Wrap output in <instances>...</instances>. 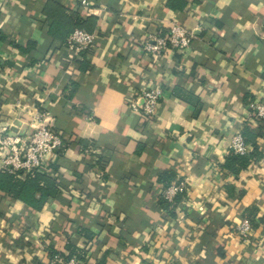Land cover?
Here are the masks:
<instances>
[{"label": "crops", "instance_id": "1", "mask_svg": "<svg viewBox=\"0 0 264 264\" xmlns=\"http://www.w3.org/2000/svg\"><path fill=\"white\" fill-rule=\"evenodd\" d=\"M46 1L0 0V122L28 131L35 114L50 115L65 143L50 158L61 186L39 212L0 195V264H48L49 250L66 256L67 243L87 246L77 229L95 223L102 228L84 264L104 254L106 264H264L262 226L249 242L234 230L248 206L264 212V157L238 178L218 166L233 131L259 125L248 105L264 103V0H187L180 14L167 0H86L87 10L58 0L97 17L86 72L80 53L46 38ZM171 21L195 30L188 49L146 55L147 36H164ZM28 41L35 52L14 48ZM71 81L79 86L67 99ZM150 82L165 91L152 120L127 106ZM258 143L264 150V135ZM162 172L187 183L172 219L156 206ZM226 185L243 197H229Z\"/></svg>", "mask_w": 264, "mask_h": 264}, {"label": "trees", "instance_id": "2", "mask_svg": "<svg viewBox=\"0 0 264 264\" xmlns=\"http://www.w3.org/2000/svg\"><path fill=\"white\" fill-rule=\"evenodd\" d=\"M186 5L187 0H167L165 3L168 10L177 14H180ZM41 15L47 23L45 36L53 44L58 43L61 45L65 43L76 30L93 33L97 28V17L95 15L81 14L78 10L64 6L58 0H47L42 7ZM217 26H220V24H217ZM4 41H7V36L2 30H0V42ZM24 46L17 43L14 44V48L19 52H22L24 55L35 52L37 48L36 43L31 41H28ZM77 63L79 65L78 71L86 72L91 68V65L88 63L87 51L80 53ZM78 86L79 84L76 81H71L69 83L70 91L66 97L67 99H72L74 97ZM152 119H155V117L150 120ZM257 120L258 119L255 118L253 121L259 123L258 127H251L247 124L243 126L241 130L245 143L251 147L250 152L245 155L232 153L226 155L223 162L218 164L221 172L233 176L234 178H238L240 173L247 170L251 164L260 161L264 157V150L258 143V140L264 135V121ZM62 141L63 147L56 151V154H59L65 148L64 140ZM77 144L84 148L87 146V142L83 140H79ZM95 165L99 166V168L104 167L102 157L99 156L96 158ZM50 170L55 172L53 173L54 175H50ZM174 180H176L174 173L162 172L157 175L155 183L162 188L168 186ZM60 186L61 183L59 182L58 166L52 165L51 162H49L47 169L34 168L29 172L20 171L17 173H8L0 170L1 197L19 201L31 211H41L47 202L57 197L60 191ZM225 189L229 197H237L240 200L244 195V190H238L233 185H226ZM182 195L183 194L175 197L173 204L167 202L161 195L157 196L156 206L164 212L165 218L172 219L175 217L174 210ZM242 217L249 219L254 230L259 226H262V230H264V212H262L258 206L252 205L245 208L242 212ZM99 228H102V224L100 223H95L94 226L90 228L84 226L78 227L77 233L82 237L83 244H86L87 246L83 248L75 246L72 243H67L65 245V250L68 252L66 256L61 253L57 254V252H54L51 248L52 251L49 250L48 252L49 257L53 258L57 255L64 260H69L74 257L78 264H84L90 258H86L85 253L91 250L89 244L91 241H94L95 235H97L95 231ZM206 249H209L207 245ZM222 251L221 247L216 248L217 256L220 258L224 257ZM105 258L106 254L102 255L96 261V264H106ZM193 264H199V261H196Z\"/></svg>", "mask_w": 264, "mask_h": 264}, {"label": "built area", "instance_id": "3", "mask_svg": "<svg viewBox=\"0 0 264 264\" xmlns=\"http://www.w3.org/2000/svg\"><path fill=\"white\" fill-rule=\"evenodd\" d=\"M80 4L83 9L87 10L89 3L86 0H81ZM195 36V30H188L180 23L171 21L164 36H158L156 32L149 34L146 41L142 43L141 50L146 55L156 58L168 48L184 52ZM95 41V33L76 30L67 39L66 46L73 53H81L89 50ZM164 94V89L158 83H146L127 100L128 109L145 119H151L156 116ZM248 110L253 117L264 120L263 102L250 103ZM51 122L52 119L47 113L35 114L28 131L25 127H18L15 123L0 122V170L17 173L20 171L29 172L34 168L47 169L50 158L63 147L62 138L54 132ZM250 150L251 147L245 143L241 132L233 131L227 148V155L230 153L245 155ZM186 191V181L176 179L168 186L162 187L160 195L167 202L173 204L175 197L184 194ZM234 230L243 242H249L253 232L249 219L242 217L239 223L235 225ZM262 231L260 239H264V230ZM48 264H78V262L74 257L64 260L56 255Z\"/></svg>", "mask_w": 264, "mask_h": 264}]
</instances>
